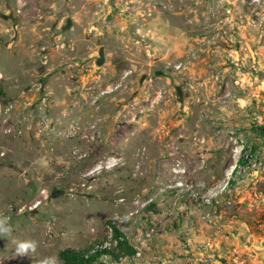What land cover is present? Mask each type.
Segmentation results:
<instances>
[{
    "label": "rangeland",
    "instance_id": "obj_1",
    "mask_svg": "<svg viewBox=\"0 0 264 264\" xmlns=\"http://www.w3.org/2000/svg\"><path fill=\"white\" fill-rule=\"evenodd\" d=\"M0 215V264L108 222L107 264H264V0H0Z\"/></svg>",
    "mask_w": 264,
    "mask_h": 264
},
{
    "label": "trees",
    "instance_id": "obj_2",
    "mask_svg": "<svg viewBox=\"0 0 264 264\" xmlns=\"http://www.w3.org/2000/svg\"><path fill=\"white\" fill-rule=\"evenodd\" d=\"M110 225V242H95L90 246L77 250L75 248H64L57 253L60 264H107L102 258L107 257L114 262L135 255V247L129 243L126 236L114 223Z\"/></svg>",
    "mask_w": 264,
    "mask_h": 264
},
{
    "label": "clouds",
    "instance_id": "obj_3",
    "mask_svg": "<svg viewBox=\"0 0 264 264\" xmlns=\"http://www.w3.org/2000/svg\"><path fill=\"white\" fill-rule=\"evenodd\" d=\"M9 217L0 215V236H11L12 228L9 224ZM11 243L15 246V253L19 257L34 256L37 253L38 243L33 239L13 238ZM37 264H60L59 258L55 255L45 256L38 260Z\"/></svg>",
    "mask_w": 264,
    "mask_h": 264
}]
</instances>
